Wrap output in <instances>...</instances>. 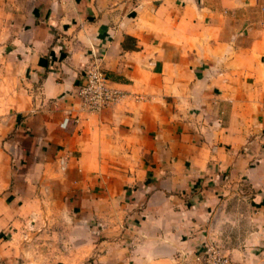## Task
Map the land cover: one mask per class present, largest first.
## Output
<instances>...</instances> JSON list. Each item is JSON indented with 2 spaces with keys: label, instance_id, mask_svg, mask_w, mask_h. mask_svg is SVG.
<instances>
[{
  "label": "crops",
  "instance_id": "obj_1",
  "mask_svg": "<svg viewBox=\"0 0 264 264\" xmlns=\"http://www.w3.org/2000/svg\"><path fill=\"white\" fill-rule=\"evenodd\" d=\"M0 54V264H264V0H0Z\"/></svg>",
  "mask_w": 264,
  "mask_h": 264
},
{
  "label": "built area",
  "instance_id": "obj_2",
  "mask_svg": "<svg viewBox=\"0 0 264 264\" xmlns=\"http://www.w3.org/2000/svg\"><path fill=\"white\" fill-rule=\"evenodd\" d=\"M82 80L75 96L78 108L84 113H98L115 103L123 94L110 85L97 58L84 67ZM197 259L199 264H238L214 243L204 245Z\"/></svg>",
  "mask_w": 264,
  "mask_h": 264
},
{
  "label": "rangeland",
  "instance_id": "obj_3",
  "mask_svg": "<svg viewBox=\"0 0 264 264\" xmlns=\"http://www.w3.org/2000/svg\"><path fill=\"white\" fill-rule=\"evenodd\" d=\"M2 56H1V54H0V61L2 60V58H1ZM1 75H2V71H0V80H1ZM19 93H21V89H20V87L18 86V85H14V84H10V85H6L5 83H4V80H2V82H0V120L1 119H3V117H4V115H5V112H4V109H5V99H6V97H10L11 96V98H10V101H11V103L10 104H13L14 102H15V99H17V98H21V96L19 95ZM17 118L16 119H19V117H20V114H18L17 116H16ZM0 124H1V122H0ZM1 126V125H0ZM24 189H25V187H23ZM21 189V188H20ZM15 200V199H14ZM15 201H17L18 203H21V202H19V200H15ZM38 202V201H37ZM42 202L43 201H40V202H38V203H41L42 204ZM52 202H53V199H52ZM50 203V199H48V201L47 200H45V204L46 205H50V206H54L55 204H53V203H51V204H49ZM15 203L13 202V205H14ZM24 216V215H23ZM40 217L42 216V215H39ZM47 216V218H45L44 220L45 221H50V222H52V221H54L55 219V215H53V214H47L46 215ZM14 217L15 218H17L16 219V222H23V221H25L26 219H27V217H19V214L18 213H15L14 214ZM40 217H39V219H37L36 218V215H32V218L31 219H29V220H31V221H37V220H41L40 219ZM237 233H239V231H237ZM230 234H233L232 232L230 233ZM227 236H228V234H227ZM236 237H237V235H235ZM211 243H214V242H211ZM215 244V243H214ZM217 245V244H216ZM219 248L226 254V255H228V256H230L231 257V255H230V253L228 252V250H227V248L226 247H223V246H219ZM232 258V257H231ZM233 259V258H232ZM233 260H235V259H233ZM235 261H237V260H235ZM237 263L238 264H241L239 261H237Z\"/></svg>",
  "mask_w": 264,
  "mask_h": 264
}]
</instances>
